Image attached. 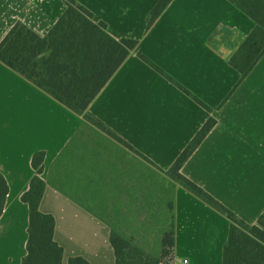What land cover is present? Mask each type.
<instances>
[{"label": "crops", "instance_id": "1", "mask_svg": "<svg viewBox=\"0 0 264 264\" xmlns=\"http://www.w3.org/2000/svg\"><path fill=\"white\" fill-rule=\"evenodd\" d=\"M76 1L113 38L138 41L88 108L133 150L0 61V173L9 185L0 217V264H22L27 254L29 207L21 198L35 175L34 154H45L39 209L55 219L62 264L74 257L116 264L113 227L104 220L113 213L89 201L114 188V201L129 199L128 161L142 160L166 174L211 118L215 127L181 174L241 220L257 224L264 213V55L241 82L229 63L256 23L228 0H172L151 27L160 0ZM65 10V0H0V43L18 22L46 37ZM83 169L88 176L77 174ZM77 175L86 181L82 195L65 181ZM172 181L173 257L223 264L231 221Z\"/></svg>", "mask_w": 264, "mask_h": 264}, {"label": "trees", "instance_id": "2", "mask_svg": "<svg viewBox=\"0 0 264 264\" xmlns=\"http://www.w3.org/2000/svg\"><path fill=\"white\" fill-rule=\"evenodd\" d=\"M228 1L256 23V28L229 62L241 74V82L264 55V0ZM171 2L172 0L159 1L151 12L149 27ZM65 4L64 14L46 37L39 36L21 22L15 24L0 43V61L133 150L129 144L93 117L88 112V108L124 64L130 53L136 49L138 41L113 38L107 31V25L104 22H95L93 13L86 7L76 0H65ZM142 59L190 95L197 103L210 110L147 58L142 56ZM215 125L216 120L209 119L166 174L211 207L225 214L231 221L228 240L223 251V264H264V213L257 224L250 225L181 174L185 162ZM44 158V152L34 154L32 167L35 175L30 182L29 190L21 198L22 202L29 207L27 254L22 264H62L63 260L64 250L54 239L55 219L39 209L45 191V182L41 177L44 170ZM8 193L9 185L0 173V217L3 214ZM174 236L173 227L164 233L162 256L157 259L144 258L143 253L133 247L127 239L112 232L111 244L115 251L116 264H161L166 257L173 254ZM69 264L89 263L82 257H74L69 260Z\"/></svg>", "mask_w": 264, "mask_h": 264}, {"label": "rangeland", "instance_id": "3", "mask_svg": "<svg viewBox=\"0 0 264 264\" xmlns=\"http://www.w3.org/2000/svg\"><path fill=\"white\" fill-rule=\"evenodd\" d=\"M112 152L117 156V153ZM126 164L129 167L132 184L128 193L129 199L124 198L123 202L114 201L115 197L118 196L115 194L114 188L111 195L95 196L97 197L96 201H89L88 204L101 205L105 213H113V216L104 218V220L111 223L114 233L121 235L133 247L139 249L144 258L160 259L163 249V235L170 231L172 224L170 205L175 184L168 175L142 160L140 164L129 161ZM81 173L88 176L86 169L77 172L78 175ZM78 175L65 181L70 182L71 186L75 184L77 189L74 190V193L76 191L81 194L82 191L79 189L85 188L86 181L82 179V175L80 177ZM97 189L105 192L110 188Z\"/></svg>", "mask_w": 264, "mask_h": 264}, {"label": "built area", "instance_id": "4", "mask_svg": "<svg viewBox=\"0 0 264 264\" xmlns=\"http://www.w3.org/2000/svg\"><path fill=\"white\" fill-rule=\"evenodd\" d=\"M161 264H189V261L186 259L179 260L173 257V254H172L168 256L167 258H165Z\"/></svg>", "mask_w": 264, "mask_h": 264}]
</instances>
